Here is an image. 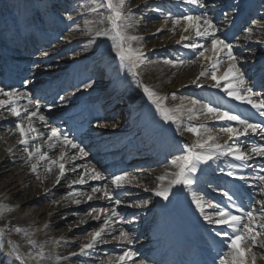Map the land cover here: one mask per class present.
I'll use <instances>...</instances> for the list:
<instances>
[{"label":"snow or ice","instance_id":"1","mask_svg":"<svg viewBox=\"0 0 264 264\" xmlns=\"http://www.w3.org/2000/svg\"><path fill=\"white\" fill-rule=\"evenodd\" d=\"M127 2L128 0H101L99 7L107 9L108 15H101L99 23L107 21L109 27L96 29V35L111 39L113 41L112 48L115 50V55L120 59L122 64H126L130 72L138 75V69L148 61L146 60L143 47H134L133 42L142 41L145 37L131 34L127 31L141 22V18H137L132 9H128L127 12L124 11ZM185 2L200 6L203 0H185ZM90 11L95 12L96 9L92 8ZM162 14L165 22L171 20L173 25L172 31L175 30L177 25L183 23V32L191 31L194 33L193 37L181 35L180 39L176 41L177 44L184 43L185 48L194 51L197 59L206 62V66H203V70L191 83L198 88L204 87L200 81L202 78L208 77L212 81L211 87L221 89L228 97L234 100L251 105L256 112L264 117V99L255 98L253 88L247 84L245 73L238 66V58L233 51L234 45L218 35V29L213 19L207 14H186L179 16H174L171 12ZM141 17H143V14H141ZM68 19L71 20L72 17L69 16ZM85 23L87 24L88 22L86 21ZM252 23L255 25L258 21H253ZM261 27H264V25H261ZM161 31H163V28L156 29V33ZM244 32L248 35V38H251L253 28H245ZM156 33H153V35ZM205 39L210 40V48L202 42ZM185 41L187 42L185 43ZM223 57H226L229 63L226 70L220 74L218 67ZM192 62L194 63L195 61ZM162 63L172 67H178L182 66L185 61L180 58H163ZM141 86L164 121L176 124L177 131L183 128L184 131L190 132L197 137L191 145L182 148L179 154L173 156L168 161L176 171L171 173L165 171L164 174L157 177L161 183L154 190V195L168 200L174 186L182 185L184 188H191L196 182V174L202 171L200 166L207 165L210 161L218 159L221 156L231 157L232 160L241 162L240 164H229V170L227 172L221 169L223 176L232 178L234 181H245L248 179L247 176L242 174L240 169L253 156H264V144L253 146L250 152H245L239 146V141L241 137H247L250 133L256 135L264 134V123L250 122L248 118L243 117L231 109L214 105L212 102L205 103L194 98H189L187 102L182 99L179 104L168 107L165 103L168 98L167 96L157 93L147 85ZM84 87L87 88L89 85L86 84ZM171 95L173 99L176 98L175 93ZM0 97H3L0 98V108H6L11 116L17 118L15 128L11 130V134L19 135L17 143L23 146V152L26 154L25 163L30 164L31 172L36 174L37 179H40L39 168L41 162H43L46 173H51L53 168H56L58 169V175L56 176L55 185H59L62 178L65 177L66 164L69 161H75L78 157H85L88 153L73 139L69 138L67 134L62 135L53 127L47 132L48 147H62L57 157H50L48 152L42 151L41 147L34 143L43 135L35 127L34 119L44 124L45 128L48 127L45 116L39 111L41 108L39 101H33L29 97L28 105H34V110L28 106L21 107L18 101L24 98V95L15 88L6 90L0 87ZM62 100L63 97H61ZM182 116H187V120L189 121L187 126L183 125L181 120ZM202 116L206 120L225 121L227 126L221 128L220 132L227 134L228 140L223 144L217 143V137L211 134V129L207 128L205 123H191V121L199 120ZM68 147L78 150L77 153L69 157L66 151ZM7 152L11 154L12 148H8ZM34 159L36 163H32ZM261 171H264V169ZM255 178L259 181V193L261 196H264V175H257ZM135 179V177L130 176L126 172L114 175L111 178L110 185L104 184L103 187L99 185L92 187L91 193L69 191L66 196L62 197V201L70 200L73 205L79 206L82 203L92 201L99 194V199L113 201L114 205H120L122 201L115 198L113 189L121 188L125 184H131ZM87 180L104 181L105 176L95 167H85L80 177L71 181L68 187L71 188L72 185L76 184H85ZM165 181H167L166 184L163 183ZM216 187L223 198V204L207 201L203 196H197L195 194L192 196V203L209 225L219 227L216 235L225 238L227 241L229 252L219 257L220 264H258V261H264V199L256 202L259 205L258 208L255 206L245 208L237 203L236 193L239 190L236 189L235 185H233V189L235 190L229 189L226 185H217ZM44 191L47 194L49 189H45ZM77 197H83V199H78ZM62 201L54 200L52 203L60 204ZM5 211H11V209L6 205L0 204V213ZM49 215L52 214L49 213ZM118 215L119 213L115 206L111 210L100 208L98 210L93 209L89 212L88 218L94 221L102 220L103 222L99 228H96L90 233L87 243L80 245L79 253H71L70 255L90 254L97 249L98 245L106 242L104 240L106 234L112 235V239L118 244H133V238L124 228L121 227L119 229L118 235L112 232L114 225L122 223L121 220L117 219ZM86 223V219L79 221V225H85ZM44 226L48 227V224ZM13 231L17 233L23 232L27 244L33 247L36 246L37 242L31 239V234L28 231L19 227L14 228ZM69 231H71V228ZM0 234H3V229H0ZM9 244L11 245L13 255L23 260L24 264H27L28 259H35L32 256L31 250L26 254L21 253L19 244L14 241H9ZM35 256H44L42 245ZM136 256V252L131 248L125 247L121 255H117L114 258L107 257L100 264H128L129 261L132 264H145L143 260L135 261L134 257ZM56 259H67V257L57 256Z\"/></svg>","mask_w":264,"mask_h":264},{"label":"rangeland","instance_id":"2","mask_svg":"<svg viewBox=\"0 0 264 264\" xmlns=\"http://www.w3.org/2000/svg\"><path fill=\"white\" fill-rule=\"evenodd\" d=\"M66 6L64 8V10H60V8L58 6H54V5H49L47 6L44 11L43 14L44 16H46L47 18H49V20L53 23V24H58L60 25L61 30L58 33L57 38L50 42L47 47L51 48H55L57 44H65V47H67V45H74L75 47H73L72 49L70 47H68L69 50L68 52L65 50H61L60 54L58 56H55L54 61L52 65H60V62L63 61V58L65 60L68 61H76L78 59V56L80 53L85 52V50H83V45L85 43H89L92 41V35H96V34H92L93 32V28H97L98 26L100 27L102 25V23H99L98 20H95L94 18H92L89 15V11L90 10H82L83 9V3L85 0H66ZM89 1V0H87ZM139 0H130L129 2L126 3L124 11H126V7L130 6L131 4H134L135 2H137ZM96 2L99 4L101 2V0H96ZM105 9V8H104ZM135 16L137 18H141V23H144L143 26H141V32L140 33H135L133 31V33L131 34H135V35H140L145 37V39H143L146 42H149L151 40H153L154 38H158L159 42L157 41L156 45H154L155 47H148V46H144L143 50H148V49H156V48H162V47H167L168 51L172 50L173 51H181L184 52L185 48H184V43L181 44H177L176 41L180 39L181 35H185V36H189V37H193L190 36V34L192 33L191 31L189 32H183V23H181L180 25H177L175 27V30L172 31L173 29V25L171 20H168L167 22H165L164 20V16L162 13H167L165 12L164 9L159 8V6H156L155 4L153 5H147V7H142L139 8V10L135 11ZM104 14L107 16L108 15V10L106 9ZM141 14H143V17H141ZM71 16L72 19L69 20L68 17ZM88 22L87 24L85 22ZM255 21V20H253ZM258 22H262L261 19L258 20ZM252 27H254V24L252 23ZM158 28H163V31L156 33V29ZM153 33H156L155 35H153ZM162 39H164L165 41H162ZM165 42V44L162 45V43ZM135 43V41L133 42ZM205 43L208 47L211 44L210 41L207 42H203ZM137 44V42H136ZM174 45V48H172L171 46ZM96 46H92V50H94ZM140 47V46H138ZM250 49H252V47H250ZM68 50V49H67ZM164 51V50H163ZM48 52V51H45ZM80 52V53H79ZM154 53V52H152ZM236 55V57L238 58L239 61H248L251 58H246L251 56V54H245V55H238L237 52L234 53ZM154 54H150L147 58V63L151 62L153 59ZM61 56V57H60ZM191 59L189 60V63H193L191 61H195L196 62V66H193L191 64L188 63V65L186 64V62L182 65V67L179 70V78L180 79H186L185 80V84H189L192 80L191 78L193 77V75H191V78L188 79L187 77H185L186 74H191L192 70L194 69V73L197 72V70L199 71L203 65H200L199 63L201 62V59H197V57L194 55H190ZM156 58H161L163 60V58H171V59H175L177 57H175L174 55L171 54H166V53H162L158 52L156 53ZM94 61V60H93ZM96 62V61H95ZM99 62V61H98ZM101 62H105L106 65H109V61H101ZM194 62V63H195ZM239 65V63H238ZM51 66V65H50ZM193 73V74H194ZM133 73L130 72V75H132ZM110 75V71L108 70V68L105 69L104 74H95L91 80L94 83H90V84H95L98 87H104V83L107 82L108 78ZM134 75V74H133ZM182 75V76H181ZM189 76V75H188ZM150 77V76H149ZM209 80L210 79L208 77H205L203 80ZM245 79H247L245 77ZM96 80V82H95ZM191 80V81H190ZM166 86L168 87L169 84L170 86L171 81H165ZM173 83V82H172ZM89 83H87V85H89V87L83 88L82 89L84 91L87 92V90H92V89H96V86H92ZM192 84V83H191ZM193 85V84H192ZM184 85H182L181 87H183ZM174 88V86H171V88ZM169 88V87H168ZM170 88V89H171ZM166 90L165 92H163L161 95H165V96H169L172 92H174L173 90ZM90 92H94V91H90ZM132 96V95H130ZM134 97V95H133ZM187 96H182L179 97L175 100V102L173 104H171L169 107H172L176 104H179L181 102V100L183 99L185 102H187L188 99ZM59 99V98H58ZM121 101H116L114 102L115 106H117V104H120ZM21 106V104H19ZM23 107V106H21ZM115 108V107H114ZM2 110L4 111V113L6 114V117L8 118V121L10 122L9 126L14 129L15 128V121H16V117L11 116L8 111L6 110V108H2ZM34 110V109H33ZM40 111V110H39ZM41 113V111H40ZM21 119H23V117H21ZM184 121V118H181ZM34 122V121H33ZM186 123V122H185ZM187 124V123H186ZM35 127L37 128V130L40 132L41 130L38 129L37 125L34 123ZM174 125V124H173ZM187 126V125H186ZM51 128H53L52 126H48L46 129L49 131ZM115 131L116 130L115 128ZM12 140L15 143H12L11 145L9 143V145H7L6 151L8 148H12V153L9 154L8 152L6 153V155H1L2 154V150H3V146L6 142H4L2 144V146H0V164L1 161L5 158L6 159V166L4 167L5 169V173L6 174V178L5 179V183L3 185L0 186V190L3 189V187H5L6 185H9L7 188L3 189L2 192H0V204L6 205L8 206L11 211H5L8 214H16L20 219H23L31 228L30 230V234H31V239L35 240L39 237H44L47 239V243L46 246L44 247V251L45 252H52V264H59L60 262H66L69 259V257L71 256V252L68 251H56V247L59 244L60 241H63V239L65 240H76L75 241V248H80V245L82 243H86V242H80L78 241L79 236H85L87 232H92L95 228H99L100 224L103 222L102 220L98 221V222H94V221H90L91 219H88L87 223L85 225H81L80 228H77L76 226H79V223H76V226L73 227L72 229L74 230L73 234H70L72 231H69L68 229L66 231H62L60 233L59 230L63 229V228H67L68 224L70 222H78L80 221L81 217H73V216H68L67 220L63 223V224H58L60 221L64 220V215L59 216L58 218H60V221L57 222V224H53V227H49V223L47 221V216L49 213H51L53 210H50L49 208H54L55 206H65V210H63V213L65 214H70L73 215L74 213H78V215H84L86 214L88 211H92L93 209H100V208H106L111 210V208H113L115 206L117 212L119 213L117 219L121 220L122 223L120 224H116L113 227L115 228L114 234L118 235L119 234V229L122 227L124 228V230H126L132 237V233L134 232V229L136 227L139 226H145V224L140 223V218L147 216V212L148 211V206L150 205L151 202V194L148 193V190L150 189V184L154 183L155 181H157V176L156 178H151L150 182L149 181H145V183L149 184V189L147 190V186L144 184V180L142 178H139V180L137 181V183L135 182L134 184L143 190L142 193H146V194H142V196H140V199H143V204L140 206L141 208H138L135 210L134 207L131 206L132 203H130L129 206V197L128 198H124L122 196H118L115 197L117 199H120L122 201V203L120 205H114L113 201H109L107 200L106 204H103L101 199H99V194H97V198L93 199L92 201H88L86 203H82L81 205L77 206L74 205L76 208H71L72 207V203L70 202H65L62 201L60 205L57 204H53L52 201H54V199H56L57 201H61L59 200L60 196H62L63 194H65L62 190H57V192H55L56 196H50V198L45 194V189H49L48 187H50L49 185H46V187L41 190L40 187H37L36 189H31L29 187H31V185H34V183L37 180V176L36 174L32 173L30 168V164H26L25 163V159H26V154L23 152V146L19 145L17 143L18 139H19V135L18 134H12ZM114 138L117 136V133H114V135H112ZM116 137V138H117ZM183 139H184V145H190V143H193V141L196 139V137L190 133V132H185L183 133ZM122 140V138H118L117 139ZM117 140H114V142H117ZM190 141V143H189ZM43 142L47 143L46 139L44 138H39L37 139L34 143L37 146L41 147V144H43ZM62 147V146H61ZM30 148H31V144H30ZM70 150V147H68ZM42 151L44 150L41 147ZM179 152V150H177ZM177 151H174L172 153H170L168 155V157L171 159L173 157L174 154L178 153ZM58 150H55L54 153H56L58 155ZM68 156H72L75 155L77 152H70L67 150ZM54 155V154H53ZM88 160H86L85 157H78L75 161L71 162V165L69 168H74L76 169L75 171L70 172V174H67L68 177V183H71V181L76 180L80 177V174L82 172H84L85 167L90 168V164H88ZM32 163H36V160L34 159L32 161ZM160 166H163V164H161ZM159 168V167H158ZM44 170V166H43V162H41V166L39 168V175L40 173ZM90 181V180H89ZM106 181V177L104 181H100L99 185L100 187H103L104 184H108ZM97 182V181H96ZM95 181L91 180V184H88L86 188L80 189L81 184H76V185H72L71 189L72 191H79V192H83V193H91V189L92 187L97 186L95 183ZM137 192V191H134ZM133 192V193H134ZM122 194H125V192L123 191ZM128 194H132V190H129ZM42 196H47L45 199L39 200L40 197ZM78 199H83V197H77ZM147 202V203H145ZM67 204V205H66ZM46 206V209H41V211H36L42 207ZM146 206V207H145ZM64 209V208H63ZM45 210V211H44ZM49 210V211H46ZM60 210V209H59ZM44 218V219H43ZM63 218V219H62ZM78 220V221H77ZM127 220H132V229H126L125 226L129 225V221ZM48 224V227H45L44 225ZM0 229H3V234H0V242L3 243H7V245H9L11 247V245L9 244V241H14L15 243L20 245V251L26 252L27 249V240L26 238L24 239V241H20L18 240L17 237L11 235L10 233H8L4 228L0 227ZM52 230H54V232H52ZM65 236L62 238L61 236L64 235ZM111 236H108V238H110ZM146 236L143 234V236L140 238L141 239H145ZM139 240V239H138ZM58 241V242H57ZM114 242V241H113ZM135 245H137V243H135ZM100 247H110L108 250H106V253L104 254V256L106 257H115L117 255H121L123 252V249L125 247L131 248L129 247L126 243L124 244H118L116 243H111V244H104V246H100ZM97 249L98 246H97ZM132 249V248H131ZM72 250V248H71ZM76 250V249H75ZM133 250V249H132ZM79 253V252H77ZM60 256V257H67V259H61V260H57L56 257ZM24 264V261L21 260ZM74 262H77L74 260ZM98 262H100L99 258L94 260L95 264H98ZM27 264H32L31 261L28 259L27 260ZM128 264H132L131 261L128 262Z\"/></svg>","mask_w":264,"mask_h":264},{"label":"bare ground","instance_id":"3","mask_svg":"<svg viewBox=\"0 0 264 264\" xmlns=\"http://www.w3.org/2000/svg\"><path fill=\"white\" fill-rule=\"evenodd\" d=\"M242 2L244 3L245 1H242ZM5 3L7 4L8 3V0H6ZM93 4L94 3L89 2V1L86 2L85 3V9L91 8ZM239 9L242 10L241 8H239ZM263 14H264V12H263ZM101 15H104L103 14V9L101 7H98V9L95 12H92V17H95L98 20H100V16ZM263 21H264V18H263ZM105 22H107V21H105ZM261 25H264V24L257 23L255 25L256 28H253V32H252L251 36H254V37H257V38H259L261 40H264V32L261 30L264 27H261ZM108 26H109L108 24H103L102 25V27H104V28H108ZM127 31L129 33H132L133 31L135 33H140L141 32V27H140V25H137V26L131 28V30L128 29ZM31 36H34V35L31 34ZM242 39L245 40L246 42H245V44H242L241 46L254 43L253 46L257 49V50H254V53L256 55L259 53V51H264V43H257V41L254 42V41H252L253 40L252 37H251L252 40H250V38H248V35L247 34H245ZM157 41L159 42L158 38H154L153 40H151L149 42H146V41L142 40L140 42H137V44H136V42L133 43V46L134 47H138V46L145 45V46H148V47H155L154 45H156ZM162 41H165V40L162 39ZM163 44H165V42H163L162 45ZM5 47L8 48L7 47V44H5ZM9 48H11V47H9ZM22 51H25V50H22ZM187 63L188 62H186V64ZM227 64H224V68H227L228 67ZM181 67L182 66L172 67V66H169V65H165V64L162 63V59L161 58L158 59V58H156L154 56L153 59H152V61L149 64H144V65H142L138 69V75H136L135 79H132V81L129 82L128 86L130 88H132V89H135V88H138V86L147 85L150 88H152L153 90H155L157 93L162 94L166 90L170 89L171 86H174V88L172 87L170 89V90H173L176 87H180V86H182V85H184L186 83L185 82L186 79L185 80L184 79H180L181 77L179 78V76H178L179 70H180ZM224 68H223V70H222L221 73L219 72L220 74H222L223 71L226 70ZM241 71L244 72V73H247V70H244V68H241ZM186 77L187 78L189 77L188 74H186L184 78H186ZM190 78L191 77H189L188 79H190ZM193 79H195V77H193ZM165 81H168V82L171 81V84L172 85L170 86V84H169V86H168L169 88H168L166 86ZM93 85H95V84H93ZM142 93H143L144 96H147L144 93L143 88H142ZM142 93H140V94H142ZM172 93H174V92H172ZM202 93H204V92H202ZM202 93L195 92L193 94V96L194 97H201L202 96ZM171 94L168 96V98H167V100L165 102L166 104H171V103L174 102V100H176V98L173 99V97H172ZM176 94L177 93H175V95ZM261 94H263V93H261ZM115 96H119V95L118 94H115ZM111 100H113V99H111ZM211 100H213L212 102H216V101H214L215 98H211ZM127 103H129V101ZM229 106L230 105H228L226 103H224L223 105L221 104V107L226 108V109H229ZM154 107H155V105H154ZM151 111L152 112H157L156 109H153ZM7 119L8 118H6L5 113L0 108V146H2V144L4 142H6L4 144V146H3V150H2V154L1 155H3V154L6 155V153H7V151H6L7 145H9V144L11 145L12 143H15L14 141H11L12 140V136H13L11 134L12 128L9 126V122H8ZM156 119H157V121L154 120V122H153V123H156V128L155 129H158L159 127H164V131L166 133L173 131L172 128H171V125H173V124L171 122L164 121L158 112H157V118ZM35 122L41 128L45 127L44 124H42L39 120H35ZM120 123L121 124L123 123L122 122V119L120 120ZM47 124H48V122H47ZM113 124H114V120H104V119H101V120H99L98 124H94V123L91 124V127H96L97 125H103L101 127H104L106 130H113ZM209 129H211V134L214 135V136H216V134H215L217 132L216 128L214 126H212V127H209ZM174 131H175V135L182 134V132H185L183 130V128H181L180 131H177V125L176 124H175V127H174ZM42 132L43 131H41V133ZM43 134H44V132H43ZM45 135L47 136V133H45ZM225 137H227V134H224L221 137V139H218L217 138L216 139V142L217 141L219 142L220 140H222ZM7 143H9V144H7ZM137 144H139V143H137ZM43 147H44V150L45 149L46 150L47 149L49 150V152H50L49 153V156H51L52 155V151H54L57 148V147L49 148L47 146V144L43 145ZM126 154H127V152L125 154L122 153L121 155H122V157L127 158L126 157L127 156ZM1 155H0V157H1ZM55 157H56V155H53L52 158H55ZM5 166H6V159L4 158L1 161V164H0V186L3 185L5 183V179H7L6 178L7 177L6 174H4L5 173L4 167ZM67 166H69V164ZM71 169L72 168L66 169L65 177L62 178L61 183L59 185H57V187L54 188V190H56V189H62L64 191V193H67V192L71 191L69 189L68 185L66 184L67 183V180H68L67 174H69L70 172H72ZM167 170H168L169 173L176 171V169L172 165H169V167L167 166ZM153 172L151 173L150 176H155V175H152V174H154ZM126 173H129L130 176H132L131 175L132 174L131 172H126ZM57 175H58V169H56V168H53V171L51 173H46L45 170H43L40 173V179H37L36 182L34 183V185H31V187H29V188L36 189L37 187H40V189L43 190L46 187V185H49L50 186V185L53 184L52 183L53 181L55 182V179H56V176ZM131 184L133 185V183H131ZM131 184H125V185H128L129 186ZM8 186L9 185H6L5 187H3V189L7 188ZM154 187H156V186H154ZM2 190H0V192H2ZM56 191L49 192L47 196L49 198L52 195L54 196V194H55ZM47 196H42V197H40L39 200L45 199ZM64 196H62V197H64ZM62 197L60 198L61 200H62ZM54 200L57 201L56 199H54ZM66 201L68 202L70 200H66ZM142 202H143V200H141V199L135 200L134 203H133V205L135 207H137V206H140ZM57 205H60V204H57ZM71 205H73V204H71ZM63 208H64V206H55L54 208H52V207L49 208L50 210H53L51 212L52 215H49L48 214V216H47V221L49 223V227L50 228L54 226L53 224H57V222L60 221V218H58V217L61 216V215L62 216L64 215V218L65 219L62 220V221H60L58 224H63L67 220L68 216H73V217L81 216V215H78V213H74L73 215L65 214V213H63V210H64ZM41 209H46V206L45 207L43 206L42 208H40V209H38L36 211H41ZM163 209L164 210H167L164 207H163ZM46 211H49V210H46ZM154 212L155 213H158V210H155ZM88 213L89 212H87L86 214H84L82 216V219H86L88 221V219H90V218H88ZM150 214H152V213H150ZM90 221H94V220H90ZM94 222H97V221H94ZM76 223H79V221L78 222H74V223L73 222H70L68 224L67 228H63V229L59 230L58 233H60L62 231H66L69 228L75 227L76 226ZM79 226H76V227L79 228ZM0 227L4 228L11 235L17 237L18 240H20V241H24V239H25L23 232L17 233L15 231H13V229L16 228V227H19V228L24 229V230H26L28 232H30V230H31L30 226L23 219H20L16 214H8L6 212L0 213ZM52 232H54V230H52ZM90 233L91 232H87L85 236H79L78 241L83 242L85 240V238H87V237L90 236ZM104 240L106 242H109L108 239H104ZM35 241L37 242V244H36L35 247L30 246V245L27 244V249H26V252L27 253L29 252V250H31L32 256L35 257V259H29L31 261V263L32 264H52V258H51L52 252H45L44 251V256L43 257H36L35 256L36 252H38L40 250V246L41 245L43 246V249H44V247L46 246V243L48 242L47 239L44 238V237H39V238L35 239ZM75 241L76 240L60 241L59 244L56 247V251H62V250L63 251H67V250H69L72 246L75 245ZM22 253H25V252H22ZM103 254H105V251L104 250H96V251L91 252L90 254H87V255H80V254H78L76 256H73L70 260H68L67 264H80V262H83L82 264H94V263L88 262L87 260L88 259L94 260V258H100V261L105 260L106 259V256H104ZM199 258H201V256H199ZM0 259L8 261L10 264H23V262L20 259H18L15 255H13V253L11 251V247L9 245H7V243H3V242H0ZM75 259H79L80 261L74 263V260ZM60 264H66V263H60ZM259 264H264V263H259Z\"/></svg>","mask_w":264,"mask_h":264}]
</instances>
